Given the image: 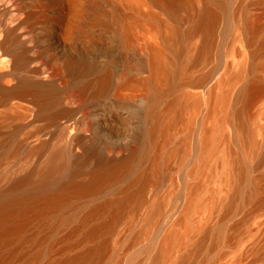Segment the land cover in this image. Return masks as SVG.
<instances>
[{
    "label": "bare ground",
    "instance_id": "obj_1",
    "mask_svg": "<svg viewBox=\"0 0 264 264\" xmlns=\"http://www.w3.org/2000/svg\"><path fill=\"white\" fill-rule=\"evenodd\" d=\"M263 99L264 0H0V264H221Z\"/></svg>",
    "mask_w": 264,
    "mask_h": 264
},
{
    "label": "rangeland",
    "instance_id": "obj_2",
    "mask_svg": "<svg viewBox=\"0 0 264 264\" xmlns=\"http://www.w3.org/2000/svg\"><path fill=\"white\" fill-rule=\"evenodd\" d=\"M158 11V8L155 7ZM252 21H262L263 12L256 8L252 12ZM223 35L219 37V41L215 51L218 53L222 46ZM264 111V99L257 104L251 106L248 111V118L251 122L259 117ZM264 256V212L255 216L250 222L246 232L243 233V241L239 248L229 251L221 264H260L261 258Z\"/></svg>",
    "mask_w": 264,
    "mask_h": 264
}]
</instances>
